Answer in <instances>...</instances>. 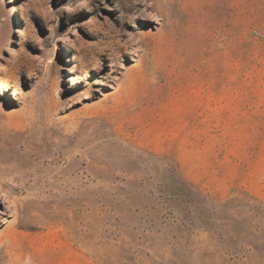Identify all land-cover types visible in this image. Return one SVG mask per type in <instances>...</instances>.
<instances>
[{
  "label": "rangeland",
  "instance_id": "1",
  "mask_svg": "<svg viewBox=\"0 0 264 264\" xmlns=\"http://www.w3.org/2000/svg\"><path fill=\"white\" fill-rule=\"evenodd\" d=\"M0 264H264V0H0Z\"/></svg>",
  "mask_w": 264,
  "mask_h": 264
}]
</instances>
